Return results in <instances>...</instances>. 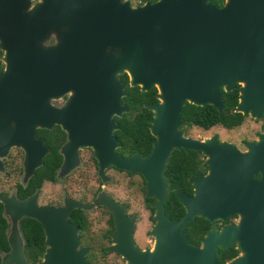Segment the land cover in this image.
Returning <instances> with one entry per match:
<instances>
[{
  "label": "water",
  "instance_id": "95a60500",
  "mask_svg": "<svg viewBox=\"0 0 264 264\" xmlns=\"http://www.w3.org/2000/svg\"><path fill=\"white\" fill-rule=\"evenodd\" d=\"M53 44L47 45L46 40ZM0 156L12 146L23 150L25 185L48 152L37 127L61 123L67 132L63 160L56 176L77 163V148L91 146L98 171L109 164L145 179V193L155 196L154 242L138 249L131 240L132 220L122 207L102 193L95 202L112 212L111 248L126 264H264V121L262 132L243 151L212 139L184 137L177 129L185 102L223 108V90L240 85L235 111L260 118L264 105V0H224L219 7L207 0H155L130 6L126 0H0ZM140 90L156 88L157 102L150 132L151 151L123 158L112 131L113 115L128 111L121 102L118 74ZM67 94L59 121L50 100ZM201 150L206 172L189 181L193 193L175 189L183 215L164 214L165 161L173 148ZM0 170H3L0 161ZM38 191L24 199L0 194L8 219L9 249L0 264H28L23 254L19 220H37L45 249L38 264H89L77 248V228L66 220L76 201L63 206L37 205ZM92 204V203H91ZM236 214L217 230L215 221ZM194 216L211 228L199 246L188 243L184 225ZM234 245L237 254L224 262L217 248Z\"/></svg>",
  "mask_w": 264,
  "mask_h": 264
},
{
  "label": "trees",
  "instance_id": "16d2710c",
  "mask_svg": "<svg viewBox=\"0 0 264 264\" xmlns=\"http://www.w3.org/2000/svg\"><path fill=\"white\" fill-rule=\"evenodd\" d=\"M155 1V0H139ZM208 2L219 7L224 0H207ZM2 66L0 62V67ZM119 80L122 82L124 95L121 102L129 107L128 112H124L121 116L116 117L118 128L113 131V135L118 139L121 146L118 148L119 153L132 154L140 152L145 154L151 148V142L154 136L149 131L152 118V111L147 106L157 102L156 88L153 86L149 90H140L138 85L130 86L126 73L118 74ZM240 85L235 84L232 89L226 91L221 89V99L223 108L219 111L210 103L197 105L195 103L185 102L182 105L179 116L184 124L195 125L202 129H209L215 125L222 128L230 129L239 126L244 118L245 113L234 110L239 96ZM264 121V105L261 118ZM45 138V143L50 147L48 153L42 159V164L38 166L28 179L25 185L15 184L16 196L20 199L25 198L29 194L38 189L44 180H54V169L60 161L59 154L56 153L54 145L47 141L45 130L39 131ZM195 151L183 149H173L165 163L164 178L167 183V197L164 199V214L172 219L180 218L184 213L183 206L179 203L175 188L179 187L188 194L192 193V185L189 178L196 174H201L200 160L195 161ZM77 209L72 210L69 220L74 221ZM75 222V221H74ZM73 222V223H74ZM76 225L85 227L86 221L75 222ZM210 227L207 219L201 216H194L188 220L183 228L187 236V240L191 244H198L206 229ZM8 221L2 213V204L0 203V253L9 249L6 240V231ZM19 230L23 237V253L29 264L38 261L44 252V233L41 224L31 217H22L19 220ZM218 259L224 262L233 258L237 254L234 245L226 248L218 247ZM86 259L92 263L93 256L86 255Z\"/></svg>",
  "mask_w": 264,
  "mask_h": 264
},
{
  "label": "rangeland",
  "instance_id": "374dc122",
  "mask_svg": "<svg viewBox=\"0 0 264 264\" xmlns=\"http://www.w3.org/2000/svg\"><path fill=\"white\" fill-rule=\"evenodd\" d=\"M130 1L132 3H130ZM130 1H128L130 6H136L134 3H138V0H130ZM36 2L37 0L31 3V0H30V6L34 5ZM137 5H140V4H137ZM1 55H2V51L0 49V56ZM50 103L52 104V100H50ZM245 114L246 115H245L243 122L239 126L230 128V129L222 128L219 125H215L207 130L200 129L195 126H189L188 128L184 127L185 130H183L182 127L181 129H178L177 127V129L186 138L203 140V139H212L213 137H215L218 142L229 143L235 146L239 151H243L246 147L245 146L246 143L249 141L255 140L258 134L261 133L263 130L262 129L263 122L260 119L261 117L255 118V117L250 116L249 113H245ZM182 130L185 132V134H188V135H185ZM61 150H62V147H61ZM13 159H15V161H13V167H14L13 169L10 168L9 170H6L8 171V173H5L4 169L2 171L0 170V194L4 196L14 195L15 184L22 183L21 181H22V175H23V165L21 164L20 166L21 159L19 157L17 158L13 157ZM79 162L80 161L78 159L74 167L78 166ZM22 163H23V158H22ZM15 166L17 167L15 168ZM89 166L90 165H87V166L83 165L82 168L80 169V170H86L87 173L85 174H81V173L71 174L66 179L61 180L65 175H67L74 168L72 167L70 170L57 176L58 179L60 180H57L55 183L54 182L52 183L50 181H44L42 183L40 192L38 191V194L36 197V204L45 205L50 202H61V200L62 202L58 205H54V204H50V205H53L56 207L63 206L65 202H69V201H76L84 205L86 204V208H82L83 210L86 211V215L88 218V223L86 225V232L84 233L85 239L79 240V236L76 233L78 237L77 248L81 247L85 250L84 251L85 259H86L87 254H91L93 256V261L92 263L89 262V264H126V261L121 256V254L118 253L113 248H111V246L113 245L112 238H113L114 229L112 230L109 236L108 228H110V225L107 220L109 217L108 212L104 211L101 208H95L93 206L103 205L108 211L111 212L110 208H108L105 204H101L97 202L93 204V202L96 201V198L99 194L98 195L96 194L92 202H88L87 200H89V198L91 197V193L95 191L99 182L105 183L104 184L105 189L109 190L110 194L114 198L119 199V200L130 199V204H131L130 210L135 211L138 214V218H137L138 221H136L133 215L127 216L123 211V207L121 206L123 214L124 216L129 217L130 219L133 218L132 224L136 223L135 228L140 229V226L141 227L144 226V229H145L149 227L151 218L149 217L148 219H146V216L149 213L148 211H143L141 209L140 187L143 186V182L141 178L139 177V175L128 176L124 172L114 171V170H111L108 173L111 176V177L109 176V178L106 177L103 171H102V176H100L99 171H98L99 175H97L96 172L92 171L91 167ZM101 193L104 197H107L111 199L112 201H114L115 203H117L115 200L108 197V195L104 191ZM68 194H72L80 198L72 199L66 196ZM229 216H231L232 218L235 217L236 219V214H232ZM7 220L9 221L8 217H7ZM216 221H215V224H216ZM112 222H113V228H115L113 218H112ZM152 227L148 231L149 236H153L151 234ZM8 231H9V227L7 228V232ZM104 231H108V233L105 234ZM80 244H83V245L80 246ZM38 261H36V264H38Z\"/></svg>",
  "mask_w": 264,
  "mask_h": 264
},
{
  "label": "flooded vegetation",
  "instance_id": "af4514ba",
  "mask_svg": "<svg viewBox=\"0 0 264 264\" xmlns=\"http://www.w3.org/2000/svg\"><path fill=\"white\" fill-rule=\"evenodd\" d=\"M36 0H31V3H33V2H35ZM128 1H130V0H128ZM144 2H149V1H143V2H140L139 0H138V3H134L135 5H137V4H142V3H144ZM153 2V1H152ZM130 3H132L131 1H130ZM46 44H48V45H51V44H53V40L52 39H50V40H47L46 41ZM0 62H1V60H0ZM1 64H2V66L0 67V70L3 68V63L1 62ZM118 77V76H117ZM119 79V78H118ZM122 83V82H121ZM67 97H68V95L67 94H63V95H61L60 97H55V98H52L51 100H52V106L55 108V109H57V110H59V112L57 113V116L59 117L58 118V120L59 121H64V120H66V117L68 116V114H66L65 113V111H61V109L64 107V103H65V101H66V99H67ZM158 101V100H157ZM122 104H124V103H122ZM125 105V104H124ZM128 107V106H127ZM129 108V107H128ZM128 111H129V109H128ZM128 111H125V112H128ZM152 111V110H151ZM124 113V112H123ZM122 113V114H123ZM121 114V115H122ZM120 115V116H121ZM116 117H119L118 115H113V118L115 119V123H116ZM152 117H153V111H152ZM179 118H180V116H179ZM181 120V119H180ZM151 121H152V118H151ZM116 125H117V123H116ZM118 126V125H117ZM150 126H151V122H150ZM150 126H149V131H150ZM189 126H195V125H187V124H184L183 122H182V120H181V123L179 124V126H178V129H181V127L183 128V130H185L184 129V127H189ZM195 127H197V126H195ZM118 128V127H117ZM116 128V129H117ZM199 128V127H198ZM211 128V127H210ZM41 129H44L45 130V134H46V137H47V141L50 143V144H52V145H54V147H55V150H56V153L57 154H59V156H60V161H59V163L57 164V166L55 167V169H54V180L53 181H50V182H56L57 180H60V179H58V177L56 176V174H57V172L59 171V169H60V165H61V163H62V160H63V154L61 153V147H62V145L66 142V140H67V132H66V130L62 127V125H61V123H59V122H53L52 123V125L49 127V128H47V127H37L36 129H35V136L37 137V138H40L42 141H43V143H44V145L48 148V152H49V150H50V147L48 146V145H46V143H45V138H44V136H43V134L41 133V132H39V131H41ZM200 129H202V128H200ZM115 130V129H114ZM113 130V131H114ZM182 130V131H183ZM203 130H207V129H203ZM113 131H112V135H113ZM184 132V131H183ZM151 133V132H150ZM152 134V133H151ZM184 134H185V132H184ZM153 135V134H152ZM185 135H188V134H185ZM154 136V135H153ZM113 137L116 139V141H117V143H118V145L117 146H115L114 147V152L117 154V155H120L121 157H123V158H128V157H131V156H133V155H135V154H140L141 156H145V155H147L150 151H151V149H152V146H153V141L155 140V136H154V139H153V141L151 142V148H150V150L148 151V152H146L145 154H142V153H140V152H135V153H132V154H127L126 152L123 154H121V153H119V151H118V148L121 146V144H120V142L118 141V139L113 135ZM173 149H183V150H185V151H188V150H193V151H195V154H194V156L196 157L195 158V161L197 160V158H199V160H200V167H201V169L203 170L202 171V173L201 174H196L195 176H198V175H203L205 172H206V169H207V164H206V162H205V158H206V156L202 153V151L201 150H194V149H184V148H182V147H180V148H173ZM173 149H171V151L173 150ZM171 151H170V153H171ZM47 152V153H48ZM170 153H169V155H170ZM169 155H168V158H169ZM45 156V155H44ZM43 156V157H44ZM13 157H15V158H17V157H19L21 160H20V166H21V164H22V158H23V150H22V148H20V147H17V146H12V147H10L7 151H6V153L4 154V156H0V161H1V163H2V167H3V169H4V172L5 173H8V171H6V170H9L10 168H14L13 167V161H15V159H13ZM43 157H42V159H43ZM77 157H78V159H79V165L78 166H76V167H74L67 175H65L61 180H63V179H66L67 177H69L71 174H79V173H81V174H85V173H87V171L86 170H80L81 168H82V166L83 165H85V166H87V165H90L89 167H91V170L92 171H95L96 172V174L97 175H99L98 174V164H97V159L95 158V156H94V152H93V148L91 147V146H83V147H78L77 148ZM167 158V159H168ZM167 161V160H166ZM166 161H165V163H166ZM42 164V163H41ZM17 166H15V168H16ZM37 168V167H36ZM35 168V169H36ZM164 168H165V164H164ZM34 169V170H35ZM111 170H114V171H121V172H124L126 175H128V176H133V175H139V177L141 178V180H142V182H143V186H141L140 187V196H141V209L143 210V211H148V215L146 216V219H148L149 217L151 218V222H150V224H149V227L148 228H145L144 229V226H140V229H138V228H135V224L136 223H134L133 224V227H132V232H131V240H132V243H133V245L136 247V248H138V249H146V248H148V249H150V247H151V245H153L152 243H153V240H154V238H153V236H149L148 235V231L150 230V228L152 227V225H154V223H155V220H152V219H154V210H155V207H156V205H155V201H156V197L155 196H148V195H146V193H145V179H144V177L142 176V174L141 173H139V172H131V171H129V170H126V169H119V168H117V167H115V166H113V165H111V164H109L108 166H105L104 167V169H103V172L105 173V175H106V177L107 178H109V176H110V174H108ZM34 172V171H33ZM163 172H164V169H163ZM164 175V174H163ZM100 177V176H99ZM111 177V176H110ZM193 177V176H192ZM30 178V177H29ZM191 178V177H190ZM189 178V179H190ZM165 179V178H164ZM44 181H49V180H44ZM43 181V182H44ZM42 182V183H43ZM191 183V182H190ZM21 185H23L22 183H20ZM104 184L105 183H101V182H99V184H98V186H97V188L95 189V191L94 192H92L91 193V197L89 198V200H87L88 202H92L93 201V199H94V197L96 196V194L98 195L99 193H101V192H105L107 195H108V197H110V198H112L113 200H115L120 206H122L123 207V211H124V213L127 215V216H132L133 215V217H135V219H136V221H138L137 220V218H138V214L135 212V211H131L130 210V207H131V204H130V199H127V200H119V199H116V198H114L111 194H110V191L109 190H107V189H105V187H104ZM191 185H192V183H191ZM41 186H42V184H41ZM41 186L38 188V189H36L35 191H39L40 192V189H41ZM176 188H179V187H176ZM175 188V189H176ZM166 191H167V183H166ZM167 193H168V191H167ZM192 193H193V185H192ZM191 193V194H192ZM32 194V193H31ZM30 195V194H29ZM64 195V194H63ZM62 195V196H63ZM66 196H68L69 198H72V199H79L80 197H77V196H74V195H72V194H68V195H66ZM14 197L15 198H17V199H20V198H18L17 196H16V189H15V187H14ZM27 197V196H26ZM25 197V198H26ZM166 197H167V194H166ZM83 198V197H82ZM24 199V198H23ZM62 199V198H61ZM165 199V198H164ZM81 200V199H80ZM61 202H62V200H61ZM61 202H50V203H47V204H54V205H58V204H60ZM163 202H164V200H163ZM164 205V204H163ZM93 207H95V208H101V209H103L104 211H107L108 212V215H109V217H108V223H109V225H110V228H108V230H109V236H110V234H111V232H112V230L114 229L113 228V222H112V217H111V215H112V213L110 212V211H108L106 208H105V206H103V205H96V206H93ZM74 209H77L78 211L75 213V217H74V221L75 222H82L83 220L84 221H86V224L88 223V218H87V215H86V211L85 210H83L82 208H79V207H74V208H71L70 209V211H69V214H68V216H67V218H66V220L68 221V222H70V223H72L76 228H77V231H76V233L78 234V236H79V240H83V239H85V235H84V233L86 232V226L83 228V227H81V226H79V225H76V223L72 220V221H70L69 220V217H70V214H71V212H72V210H74ZM24 217H26V216H24ZM6 218V217H5ZM7 219V218H6ZM170 219V218H169ZM172 220V219H171ZM236 219H235V217L234 218H232L231 216H229L226 220H217L216 221V227H217V229L218 230H220L221 228H223L224 226H226V225H230V224H232L234 221H235ZM8 221V220H7ZM74 222V223H73ZM210 223V222H209ZM42 227V226H41ZM211 228V224H210V227L208 228V229H206V231L207 230H209ZM206 231H205V233H206ZM104 233L105 234H107L108 233V231H104ZM204 233V234H205ZM189 243V242H188ZM190 245H193V246H199V244H200V242L198 243V244H191V243H189ZM83 244H80V246H82ZM78 248H81V247H78ZM43 255V254H42ZM25 256V255H24ZM42 258V257H41ZM40 258V259H41ZM26 259V258H25ZM39 259V260H40ZM87 260V259H86ZM27 261V260H26ZM88 261V260H87ZM89 262V261H88ZM29 264V263H28ZM34 264H36V262L34 263Z\"/></svg>",
  "mask_w": 264,
  "mask_h": 264
}]
</instances>
